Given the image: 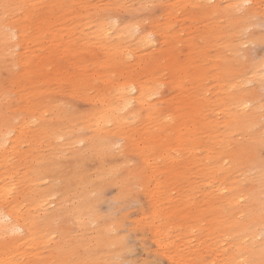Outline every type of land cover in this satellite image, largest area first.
<instances>
[{"label": "rangeland", "instance_id": "1", "mask_svg": "<svg viewBox=\"0 0 264 264\" xmlns=\"http://www.w3.org/2000/svg\"><path fill=\"white\" fill-rule=\"evenodd\" d=\"M246 7L0 0V32L18 34L0 36V129L18 135L0 146V210L33 233H0V263L81 264L70 239L107 234L120 241L98 246L97 264H225L262 251L264 0ZM131 83L159 94L102 121ZM82 189L94 213L78 210ZM59 206L69 213L55 216Z\"/></svg>", "mask_w": 264, "mask_h": 264}, {"label": "bare ground", "instance_id": "2", "mask_svg": "<svg viewBox=\"0 0 264 264\" xmlns=\"http://www.w3.org/2000/svg\"><path fill=\"white\" fill-rule=\"evenodd\" d=\"M200 1L205 6H210V4L212 6H215L218 1L225 2L226 6H229L230 8L235 9V10H239L242 8H247L246 4H248L249 2H252L253 0H200ZM104 33L107 34V29L106 30L104 29ZM0 36L9 38L13 36L18 37V34H16L14 31L11 33L8 31H1ZM147 42H148V38H147L146 43ZM118 90L120 91H119L118 97L116 98L117 105L114 108H112L111 111H105L101 115L103 118L102 121L104 122L117 121V117L119 120V118H122V116L125 114L122 112V110L126 109V107L130 106L132 103H136L140 105L145 104V103H148L147 99L149 97L159 94V91H156V90L148 91V89L138 87L134 83H131L127 89H124L123 87H121ZM246 106H247V101H244L241 104L240 108L244 109ZM153 111H154V108H153ZM14 130H15L14 127H9V126L5 128V130L0 129V146L3 144H6L7 141L12 143L18 138V135H16V138L14 136L13 137L11 136ZM63 135H56V138H62ZM87 140H92V144L96 143V145H98L100 148L106 147V145L108 144L106 139H104L102 142H99V141L95 142L93 139H90V138H88ZM174 150L177 151L178 149L174 148ZM69 167L70 166H66L63 169L64 172H67V174H65V177H69L75 174L77 176L81 175L80 170L76 171L74 168L69 169ZM257 178L258 179L262 178L261 172L257 173ZM239 199H241V195H239L238 193L237 196L234 197V201H232V198H231L229 202L237 203L239 202ZM42 202L45 203L43 204L45 207L47 205V201L42 200ZM78 202L80 204L78 206V210L89 209L92 213L95 212V207L93 206L90 199L87 197V193L84 189L81 190V199H79ZM258 207H259L258 211L262 215H264V200L262 202V205H258ZM78 210L76 211L78 212ZM68 213H69V209L65 210L61 206L55 209V216L64 217ZM96 218H98L97 214H96ZM2 232L11 234V236L18 234L19 232H24L25 233L24 237L28 239L33 238L32 224L28 221V219L22 214L18 212L10 211L8 209L0 210V233ZM119 241H120V238L107 234L106 238L98 242H95L94 244H91L90 241L84 240V239H80L79 241L78 239H70V241L68 242V246L71 249L72 254L77 257L78 263L83 264L84 262H88L89 264H97L98 263V257L96 256L97 247L106 245L108 243H117ZM81 245H87L91 248V256L89 258H85V256L82 254L80 255L78 254V247ZM126 250H130V249L126 247ZM251 254L253 256L245 257L244 256L245 253L243 254V252H240V251L236 252L232 260H229L225 264H229V262L233 264H258L260 255H264V248L262 249L261 252H258L257 250H254L252 248ZM19 258L20 257L12 258L10 255L6 258V261L4 262V264H18ZM0 264H3V263H0Z\"/></svg>", "mask_w": 264, "mask_h": 264}]
</instances>
